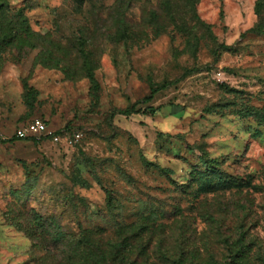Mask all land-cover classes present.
Returning a JSON list of instances; mask_svg holds the SVG:
<instances>
[{"label": "rangeland", "instance_id": "rangeland-1", "mask_svg": "<svg viewBox=\"0 0 264 264\" xmlns=\"http://www.w3.org/2000/svg\"><path fill=\"white\" fill-rule=\"evenodd\" d=\"M37 117L68 140L14 137ZM0 128V264L85 230L263 263L264 0H0Z\"/></svg>", "mask_w": 264, "mask_h": 264}, {"label": "trees", "instance_id": "trees-1", "mask_svg": "<svg viewBox=\"0 0 264 264\" xmlns=\"http://www.w3.org/2000/svg\"><path fill=\"white\" fill-rule=\"evenodd\" d=\"M157 91L156 88H153L151 93L144 98V102L152 101ZM148 110L155 114L159 108L149 106ZM33 138L26 139L31 140ZM214 163L217 161L214 160ZM167 170L171 172V170ZM116 235L115 241L104 239L102 232L88 230L81 231L78 239L67 236L69 240L66 244L68 250H66L68 253L67 264H144V259L148 258L147 250L149 247L148 242L145 243L143 234L125 236L119 233ZM246 252L232 251L225 264H264V260L263 263L251 260Z\"/></svg>", "mask_w": 264, "mask_h": 264}, {"label": "built area", "instance_id": "built-area-1", "mask_svg": "<svg viewBox=\"0 0 264 264\" xmlns=\"http://www.w3.org/2000/svg\"><path fill=\"white\" fill-rule=\"evenodd\" d=\"M1 135H3V133L0 128V136ZM14 136L19 139L51 136V138L56 142L61 141L62 139L68 140L67 136H63L58 132L51 131L46 120L39 117L33 118L32 120L19 125L15 129ZM70 138L72 141H78L81 138V134L79 132L74 133Z\"/></svg>", "mask_w": 264, "mask_h": 264}, {"label": "crops", "instance_id": "crops-1", "mask_svg": "<svg viewBox=\"0 0 264 264\" xmlns=\"http://www.w3.org/2000/svg\"><path fill=\"white\" fill-rule=\"evenodd\" d=\"M16 129V128H15ZM15 129H14V132H15ZM14 132H13V135H14Z\"/></svg>", "mask_w": 264, "mask_h": 264}]
</instances>
